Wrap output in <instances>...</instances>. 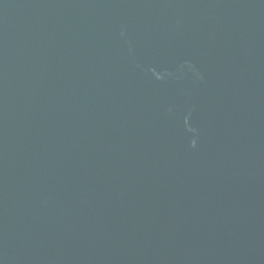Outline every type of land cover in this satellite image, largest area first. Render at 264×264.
<instances>
[{"label": "water", "instance_id": "water-1", "mask_svg": "<svg viewBox=\"0 0 264 264\" xmlns=\"http://www.w3.org/2000/svg\"><path fill=\"white\" fill-rule=\"evenodd\" d=\"M0 264H264V0H0Z\"/></svg>", "mask_w": 264, "mask_h": 264}]
</instances>
